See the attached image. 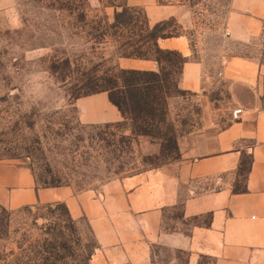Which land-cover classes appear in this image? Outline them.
<instances>
[{
	"label": "rangeland",
	"instance_id": "1",
	"mask_svg": "<svg viewBox=\"0 0 264 264\" xmlns=\"http://www.w3.org/2000/svg\"><path fill=\"white\" fill-rule=\"evenodd\" d=\"M189 2L191 59L204 63L210 87L180 90L177 63L150 104L154 116L87 126L78 119L76 100L105 88L103 79L119 74L122 54L140 48L155 56V25L136 9L130 22L110 28L125 0H0V162L27 166L36 189L95 191L178 161L179 141L191 134L225 128L233 105L218 71L228 52L223 29L230 0ZM163 34L181 31L168 21ZM169 66L162 63L165 72ZM246 169L244 162L240 181ZM67 212L60 201L0 208V264H91L96 244L84 222H70Z\"/></svg>",
	"mask_w": 264,
	"mask_h": 264
},
{
	"label": "crops",
	"instance_id": "2",
	"mask_svg": "<svg viewBox=\"0 0 264 264\" xmlns=\"http://www.w3.org/2000/svg\"><path fill=\"white\" fill-rule=\"evenodd\" d=\"M125 3L143 10L150 26L177 24L181 34L161 38L157 46L186 58L180 90L206 91L204 63L191 59L195 17L189 0ZM223 34L228 52L218 74L233 110H242L225 128L191 134L179 141L178 161L95 191L36 189L27 166L0 162V208L64 202L96 244L91 264H264V0H230ZM117 64L123 70L158 71L153 59L123 57ZM75 106L83 125L123 121L106 92L80 97ZM239 182L243 186L235 190Z\"/></svg>",
	"mask_w": 264,
	"mask_h": 264
},
{
	"label": "trees",
	"instance_id": "3",
	"mask_svg": "<svg viewBox=\"0 0 264 264\" xmlns=\"http://www.w3.org/2000/svg\"><path fill=\"white\" fill-rule=\"evenodd\" d=\"M136 9L137 8L126 7L122 12L115 13L114 22L110 28H115L116 25L118 26L121 23L126 24L127 22H130L131 18L128 17V14L133 13L136 11ZM167 22L168 21L158 23L153 27V29L151 28V33L153 30L155 34V56L149 57L143 53L140 48H135V50L132 52L121 55L122 57L153 59L158 64L157 72L120 69L118 75H110L108 78L103 79L107 85L98 92H106L110 102L120 111L123 116V121L114 124L115 126H120L124 121L133 119V117H144V115H148L150 117L154 116L155 111L152 109L150 104L157 100L158 95L156 92L161 91L164 86L167 85L169 82V73L173 71V68H176V64L179 63L181 69L182 65L186 62V58H184L180 53L176 51L161 50L159 47H157V40L160 38L172 37V35L163 34ZM170 22L174 21L170 20ZM149 39L152 41V35L149 36ZM163 62L170 63V70L168 72H165L163 69ZM45 187L55 186L46 185ZM67 216L68 220L72 222L68 212Z\"/></svg>",
	"mask_w": 264,
	"mask_h": 264
},
{
	"label": "built area",
	"instance_id": "4",
	"mask_svg": "<svg viewBox=\"0 0 264 264\" xmlns=\"http://www.w3.org/2000/svg\"><path fill=\"white\" fill-rule=\"evenodd\" d=\"M241 111H242L241 109H235V110H233L232 117L234 119H236L238 117V115H240ZM221 181H222V178L221 177H218L215 182L217 184H219Z\"/></svg>",
	"mask_w": 264,
	"mask_h": 264
}]
</instances>
